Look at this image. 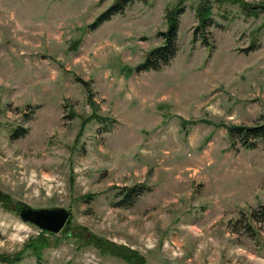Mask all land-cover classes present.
I'll list each match as a JSON object with an SVG mask.
<instances>
[{
    "label": "rangeland",
    "instance_id": "1",
    "mask_svg": "<svg viewBox=\"0 0 264 264\" xmlns=\"http://www.w3.org/2000/svg\"><path fill=\"white\" fill-rule=\"evenodd\" d=\"M117 1L0 0V252L34 245L26 206L71 212L42 264H128L91 236L147 264H264V144L227 128L264 123V0H133L91 28ZM178 6L179 52L138 73Z\"/></svg>",
    "mask_w": 264,
    "mask_h": 264
},
{
    "label": "trees",
    "instance_id": "2",
    "mask_svg": "<svg viewBox=\"0 0 264 264\" xmlns=\"http://www.w3.org/2000/svg\"><path fill=\"white\" fill-rule=\"evenodd\" d=\"M132 2L133 0H118L97 18V20L91 25V28L96 29L104 22L111 20L113 16L123 13L126 6ZM183 12V6H178L176 9L169 11V14L166 18L168 22L167 30L160 33V36L163 38V44L152 49L147 54L145 60L136 67V71L138 73L159 71L163 67L169 65L170 62L176 57L177 53L179 52V18ZM199 20L200 24L196 27L195 37L199 35L202 43L207 47H211L210 41L207 40L208 29L215 25L211 9H208L204 14H201ZM227 128L229 137L233 144L235 142H239L245 149L249 150L256 149L260 142L264 144V123L256 126L231 125ZM27 132V129L20 127L16 129V132L13 134V136L14 138L18 139L27 134ZM149 189L150 188L146 185H138L137 187H133L131 189L125 188L120 196L119 205L133 204L140 195H143ZM261 215L264 216V212L261 213ZM70 225L71 222L69 220L68 224L66 225L67 227H65L63 230L69 228ZM45 235L52 238L54 234L41 231L37 237H34L29 241L30 244L34 245L27 246L28 250L23 249L13 254L0 252V264H20L26 257H34L38 264H42L44 251L52 243V240ZM79 239L86 240L89 244L92 243L98 245L107 254L119 257L128 264H147L146 260L138 253L127 251L125 247H119V249H117L114 244L107 242L100 243L95 236H91L88 239L84 237Z\"/></svg>",
    "mask_w": 264,
    "mask_h": 264
},
{
    "label": "water",
    "instance_id": "3",
    "mask_svg": "<svg viewBox=\"0 0 264 264\" xmlns=\"http://www.w3.org/2000/svg\"><path fill=\"white\" fill-rule=\"evenodd\" d=\"M71 212L67 208L33 209L23 206L21 218L25 222L33 223L41 231L57 234L66 225Z\"/></svg>",
    "mask_w": 264,
    "mask_h": 264
}]
</instances>
